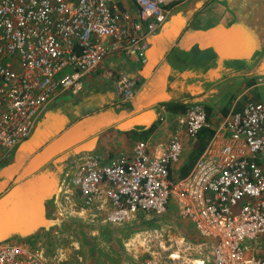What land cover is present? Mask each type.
Here are the masks:
<instances>
[{
	"label": "built area",
	"instance_id": "1",
	"mask_svg": "<svg viewBox=\"0 0 264 264\" xmlns=\"http://www.w3.org/2000/svg\"><path fill=\"white\" fill-rule=\"evenodd\" d=\"M187 1L133 0L135 17L115 0H0V168L49 104L82 93L86 79L109 56L145 64L150 38ZM137 83L117 76L122 103L134 98ZM218 117L216 136L226 143L216 154L207 150L185 177L173 173L184 153L179 136L160 156L138 142L131 155L107 164L95 156L71 158L56 187V212L121 228L140 215L162 216L173 209L211 246L208 264H264V103L247 101ZM207 119L203 106L188 108L186 136L196 140ZM151 234L139 232L126 247ZM0 264L78 263L23 240L0 243Z\"/></svg>",
	"mask_w": 264,
	"mask_h": 264
},
{
	"label": "crops",
	"instance_id": "2",
	"mask_svg": "<svg viewBox=\"0 0 264 264\" xmlns=\"http://www.w3.org/2000/svg\"><path fill=\"white\" fill-rule=\"evenodd\" d=\"M115 1L137 16L133 0ZM146 58L140 66L109 56L86 79L82 93L61 95L49 104L29 138L0 168V243H32L36 235L67 219L55 210V192L75 156H95L107 164L131 155L138 142L160 156L171 138L179 136L184 153L173 173L180 176L182 166L198 156V147L204 150L197 160L207 150L218 153L226 143L216 136L218 116L247 101L264 103V0L187 1L152 35ZM122 74L138 80L136 94L127 103L115 92V80ZM193 105L211 114L212 137L208 131L196 140L186 136L183 119ZM180 107L186 111L173 110ZM167 216L151 219L165 225ZM181 226L196 232L186 220Z\"/></svg>",
	"mask_w": 264,
	"mask_h": 264
},
{
	"label": "rangeland",
	"instance_id": "3",
	"mask_svg": "<svg viewBox=\"0 0 264 264\" xmlns=\"http://www.w3.org/2000/svg\"><path fill=\"white\" fill-rule=\"evenodd\" d=\"M260 94L264 98V88H260ZM167 213L165 224L168 228L154 223L153 216L148 215H140L121 228L96 226L74 218L62 220L59 226L44 230L36 235L37 239L31 240L46 254L61 253L70 262L78 264H142L145 260H153L155 264H190L189 260L194 259L208 261L211 246L202 242L192 229L181 226L183 219L178 215L175 217L173 211ZM142 231H150L152 236L145 242L142 240L126 247L128 240ZM177 253L180 258L172 259L171 256Z\"/></svg>",
	"mask_w": 264,
	"mask_h": 264
},
{
	"label": "trees",
	"instance_id": "4",
	"mask_svg": "<svg viewBox=\"0 0 264 264\" xmlns=\"http://www.w3.org/2000/svg\"><path fill=\"white\" fill-rule=\"evenodd\" d=\"M175 112L177 111V113H184L186 111L185 107H180L177 109H173ZM207 114H208V119L206 121H208V126L205 127V129L201 132V134L199 135V137H201V135L204 133V131H208L209 132V137L213 136V132L211 130L208 129L209 125H210V117L211 114L209 113V111L207 110ZM204 148L202 146L198 147V156L203 152ZM198 156H195L194 158H192V160L187 164L182 166V168L180 169V177H185L187 176L190 171L192 170Z\"/></svg>",
	"mask_w": 264,
	"mask_h": 264
},
{
	"label": "bare ground",
	"instance_id": "5",
	"mask_svg": "<svg viewBox=\"0 0 264 264\" xmlns=\"http://www.w3.org/2000/svg\"><path fill=\"white\" fill-rule=\"evenodd\" d=\"M171 258L172 259H179L180 258V256L178 255V253L177 254H174V255H172L171 256ZM189 262H190V264H208L209 262L208 261H201L200 259L198 260V259H194V260H189Z\"/></svg>",
	"mask_w": 264,
	"mask_h": 264
}]
</instances>
